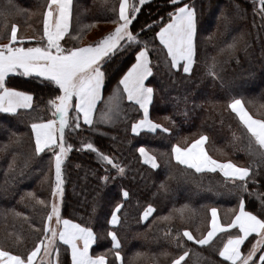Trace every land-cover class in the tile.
I'll return each instance as SVG.
<instances>
[{"label":"trees","instance_id":"obj_1","mask_svg":"<svg viewBox=\"0 0 264 264\" xmlns=\"http://www.w3.org/2000/svg\"><path fill=\"white\" fill-rule=\"evenodd\" d=\"M119 2L73 0L70 35L62 39L64 47H83L81 39L94 25L114 23ZM129 2L139 4V0ZM181 2L191 3L197 12L196 55L190 74L179 68L169 73L163 62L167 51L155 35L168 22V13L173 10L169 0H147L140 5L129 26L133 33H140L141 41L149 42L153 75L146 83L156 89L149 107L150 118L170 131L142 130L139 135L133 134L131 124L142 116V111L130 105L125 97L122 107L126 120L121 118L115 124L99 122L97 117L104 103L98 102L94 127L90 128L80 119V129L66 133V141L73 147L62 165L61 216L93 228L97 239L92 251L105 254L108 264H171L186 250L189 256L181 264H230L219 256V250L229 235L238 234V229L217 233L204 246L184 237V229L202 238L208 230L213 207L218 210L221 224L231 223L241 196L245 199L246 211L264 218V207L257 198L264 199V163L248 155L247 141L241 139L244 130L236 115L227 108L230 99L240 98L251 115L264 118V13H261L264 5L261 0ZM45 4L46 0H0V44L8 42L11 25L16 24L18 36L34 37L20 46H35L43 35ZM234 38L237 46L234 54H230L226 46ZM15 43L19 45V40ZM137 51L139 47L135 45L125 47L105 61L102 88L105 100L135 61ZM214 58L219 78L210 74ZM41 80L9 74L8 87L33 93V108L20 109L19 114L0 112V247L25 257L44 235L43 225L51 208L55 179L51 150L34 155L31 123L49 119L47 101L59 94L53 90L55 86ZM245 82L249 86L238 87ZM253 85L257 88L253 89ZM72 115L75 116L74 109ZM166 116L170 119H164ZM202 134L208 138L206 151L214 159H230L242 167L253 161L247 192L231 182L226 183L219 172L196 173L172 158L173 144L186 147ZM82 142H91L101 152L114 156L117 162L127 166L125 175H117L96 152L82 149ZM141 146L156 156L157 168L143 162L137 151ZM105 176L110 178L105 181L102 179ZM122 190L129 192L127 198L123 197ZM28 193H34L48 206L39 204ZM117 203H122L118 213L120 224L112 226L107 222ZM149 204L155 211L148 220L141 221L140 216ZM181 209L182 215L178 211ZM166 216L171 219H162ZM109 230L116 232L120 240V260H116L114 251H109L112 248ZM177 232L182 242L176 239ZM255 240L256 235L251 234L241 246L242 253L247 254ZM57 243L58 258L53 254L56 263L58 259V264H71L68 246ZM253 259L259 264V251ZM37 264L47 262L37 260Z\"/></svg>","mask_w":264,"mask_h":264},{"label":"snow or ice","instance_id":"obj_2","mask_svg":"<svg viewBox=\"0 0 264 264\" xmlns=\"http://www.w3.org/2000/svg\"><path fill=\"white\" fill-rule=\"evenodd\" d=\"M146 2L147 0H139V4H136L130 3L129 0H120L119 14L114 22L116 24L114 30L86 46L66 48L62 44V39L66 35H70L73 0H46L43 11V35L35 46H20L26 39L31 41L34 37L18 36L16 24L11 25L8 42L0 44V112L19 114L18 110L20 109L30 111L33 108V93L7 86L6 78L10 73H19L21 76L34 79L42 78L41 82L55 86L53 90L59 93L50 98L46 105L49 110H52L54 118L31 123V132L35 140L34 155L39 156L41 153L51 150L53 153L52 164L55 169V179L51 189L53 200L50 205L51 210L47 213L44 221V235L27 253L26 257L23 254H13L12 251L0 247V264H37L38 253L41 252L43 255L39 257V260L42 262L47 259V264H53L52 253L55 252L57 258L59 256L57 241L70 248L71 264H108L105 254H90L89 250L97 239L93 228L64 219L61 216L58 199L62 198L64 191L62 165L73 147L67 143L66 133L80 129L81 116L85 124L90 128L94 127L97 122L94 112L99 107L98 102L104 103L99 122L115 124L121 118L126 120L127 115L122 107L125 97L130 105L138 106V111H142V116L131 124L133 134L139 135L142 130L152 133L158 129L163 133L170 131L169 128L150 118L149 106L153 101L156 89L146 83L153 75L149 42L141 41L140 33H133L129 27L140 11V5ZM169 3L173 6V10L168 13V22L155 35L159 38L163 48L167 50L163 62L169 73L172 69L180 67L182 62L183 72L190 74L196 55L197 12L191 3H182L181 0H169ZM178 4L180 6H177ZM261 4L264 5V0H261ZM261 13H264V7L261 8ZM7 27L5 20V30ZM145 27L150 28L151 25H145ZM77 38L73 37V39ZM18 40L19 45L15 43ZM45 40L46 43H43ZM133 45L139 47V51L135 53V62L123 73L117 86L105 100L102 95L106 75L103 70L105 61L113 57L117 51ZM236 46L237 41L234 38L233 42L226 46V49L230 54H234ZM223 51L225 49H221V52ZM211 67L210 74L219 78L215 71V58ZM176 99L179 101L180 97ZM184 99L186 100L187 97ZM227 108L236 115L244 130L241 139L247 141L245 147L248 155L254 160L258 159L260 163H264V118H255L251 115L240 98L230 99ZM73 109L75 116L72 115ZM164 119L167 120L170 117L166 116ZM115 139L114 136L113 140ZM207 139L202 134L186 147L173 144L171 147L172 158L179 165L194 169L196 173L219 171L226 183L231 182L234 186L247 192L253 161H250L249 166L242 167L230 159L223 162L213 159L205 151L204 145ZM81 148L96 152L97 157L106 165H111L117 175H125L127 166L117 162L114 156L101 152L93 143L82 142ZM137 151L144 163L151 165L154 169L158 167L156 156L152 155L145 147L141 146ZM109 178L105 176L102 179L107 181ZM28 195L33 196L39 204L48 206L46 201L36 197L34 193H28ZM122 195L127 198L129 192L122 190ZM257 198L261 199V206L264 207V199L260 196ZM121 208L122 203L115 205L111 218L107 222L109 225L120 224L121 218L118 213ZM154 211L153 206L149 204L141 214L140 220H148ZM178 211L181 212V215L183 214V209ZM210 211L212 215L211 227L206 235L196 238L191 232L184 229L183 236L187 237L189 241L194 240L197 245L204 246L209 245L217 233L238 229V234L228 236L227 241L219 250V256L230 264H258L253 257L259 251V264H264V218L245 210L243 196L239 199L238 210L235 211L231 223L221 224L217 217V210L211 208ZM53 219L55 220L54 224L52 223ZM162 219L168 220L171 219V216ZM251 234H256V240L252 243L247 254H244L241 251V246ZM107 235L111 237L112 243V248L109 251H114L116 260H120L121 253L118 249L121 244L117 233L109 230ZM176 239L182 242L179 232L176 234ZM187 256H189V250L173 259L171 264H181Z\"/></svg>","mask_w":264,"mask_h":264},{"label":"rangeland","instance_id":"obj_3","mask_svg":"<svg viewBox=\"0 0 264 264\" xmlns=\"http://www.w3.org/2000/svg\"><path fill=\"white\" fill-rule=\"evenodd\" d=\"M115 26H116L115 23H110V24L106 23V24L94 25L92 30L83 39H81V44L86 46V45H88L90 43H94V42L98 41L104 35H106L107 33L111 32L112 30H114ZM178 68L183 71V67L182 66H180ZM247 86H249V84L246 83V82L238 85L239 88H244V87H247ZM252 87H253V89L257 88L256 85H253ZM102 109H104V107ZM100 112H99L98 117H97L98 120H99V117H100ZM53 118L54 117H52V110H50L49 119H53ZM54 172H55V169H54ZM1 200L2 199L0 198V202H1ZM52 200H53V197H51V202H52ZM58 203H59L60 208H61V198L58 199ZM50 210H51V208H50ZM54 221L55 220L53 219L52 223Z\"/></svg>","mask_w":264,"mask_h":264},{"label":"crops","instance_id":"obj_4","mask_svg":"<svg viewBox=\"0 0 264 264\" xmlns=\"http://www.w3.org/2000/svg\"><path fill=\"white\" fill-rule=\"evenodd\" d=\"M163 27V26H162ZM159 31V30H158ZM158 38V37H157ZM158 40H159V38H158ZM160 42V41H159ZM167 51V50H166ZM135 62V61H134ZM133 62V63H134ZM181 66H182V62H181ZM10 74H19V73H10ZM149 86V85H148ZM121 88H122V86H121ZM150 107V106H149ZM250 113V112H249ZM256 118V117H255ZM81 119L83 120V118H82V116H81ZM199 138V137H198ZM198 138H196V139H198ZM205 143H206V141H205ZM204 147H205V145H204ZM205 151H206V148H205ZM207 152V151H206ZM209 155V154H208ZM214 159V158H213ZM223 162V161H222ZM217 172H219V171H217ZM220 173V172H219ZM222 174V173H221ZM213 208H215V207H213ZM216 209V208H215ZM217 210V209H216ZM217 217H218V219H219V221H220V218H219V213H218V210H217ZM211 218H212V215H211V211H210V220H209V227H208V230L210 229V227H211V224H210V221H211ZM64 219H66V218H64ZM72 221V220H71ZM74 222V221H73ZM55 223V221L53 222V224ZM76 223V222H75ZM221 223V222H220ZM207 230V231H208ZM207 231H206V233H205V235L207 234ZM256 235V234H255ZM60 242V241H59ZM93 246H94V244L91 246V248H90V254L91 255H98V254H95V253H93V251H92V248H93ZM69 250H70V248H69ZM53 254H54V252L52 253V258H53V264H57L56 263V260L54 259V257H53ZM38 255H43V253L41 252V253H38ZM70 257H71V250H70ZM39 260V259H38ZM39 262H40V260H39ZM43 262H47V259H45V260H43Z\"/></svg>","mask_w":264,"mask_h":264}]
</instances>
